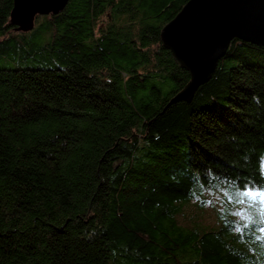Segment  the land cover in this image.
Returning a JSON list of instances; mask_svg holds the SVG:
<instances>
[{
    "label": "trees",
    "instance_id": "16d2710c",
    "mask_svg": "<svg viewBox=\"0 0 264 264\" xmlns=\"http://www.w3.org/2000/svg\"><path fill=\"white\" fill-rule=\"evenodd\" d=\"M188 1L69 0L40 20L36 64L0 68V264H264L254 214L181 222L204 189L264 188V46L234 39L168 106L190 73L161 30Z\"/></svg>",
    "mask_w": 264,
    "mask_h": 264
},
{
    "label": "water",
    "instance_id": "95a60500",
    "mask_svg": "<svg viewBox=\"0 0 264 264\" xmlns=\"http://www.w3.org/2000/svg\"><path fill=\"white\" fill-rule=\"evenodd\" d=\"M69 0H14L10 23L18 32L35 27L37 16L60 13ZM234 39L264 46V0H189L161 30V42L190 80L169 105L192 102L213 76Z\"/></svg>",
    "mask_w": 264,
    "mask_h": 264
},
{
    "label": "rangeland",
    "instance_id": "374dc122",
    "mask_svg": "<svg viewBox=\"0 0 264 264\" xmlns=\"http://www.w3.org/2000/svg\"><path fill=\"white\" fill-rule=\"evenodd\" d=\"M45 15H41L39 20L35 21V27L33 30L21 34L20 39H24L26 42L23 47V52L14 58L9 56L0 55V68H11L16 69L20 67H27L36 64L32 58L27 59L26 56L29 55L32 42L42 44L47 38L44 27H41L39 24L40 20L44 18ZM12 32H15L14 30ZM11 32V33H12ZM45 36V37H44ZM244 190V189H242ZM238 190V191H242ZM231 189H211L207 188L198 193V201L191 203L190 207L187 208L186 213L184 214L191 219H186L184 215L181 216L182 223H190L194 225L193 227H198L201 231H210L215 227H218V222L229 217H239L243 213L248 211L249 213L254 214V218L261 219L264 216V213H261L257 209H264V202L256 201L251 206L249 205L248 200H245V203H238L234 193ZM252 217V216H251ZM222 220V221H223ZM264 224V223H263ZM257 232V238L260 241L264 240V231L254 228ZM261 244L264 243L259 242ZM262 246V248H263Z\"/></svg>",
    "mask_w": 264,
    "mask_h": 264
},
{
    "label": "snow or ice",
    "instance_id": "6c2138e0",
    "mask_svg": "<svg viewBox=\"0 0 264 264\" xmlns=\"http://www.w3.org/2000/svg\"><path fill=\"white\" fill-rule=\"evenodd\" d=\"M234 195L238 203H245V200L247 199L250 206L256 201L264 202V188H245L242 191H237ZM257 210L264 213V209ZM247 219L251 221L252 217L249 216ZM259 222L264 223V216L261 217ZM261 231H264V228H261Z\"/></svg>",
    "mask_w": 264,
    "mask_h": 264
}]
</instances>
